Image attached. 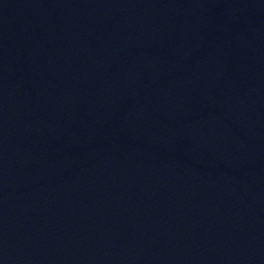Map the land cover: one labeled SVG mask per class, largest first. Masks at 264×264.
<instances>
[{"label":"water","instance_id":"obj_1","mask_svg":"<svg viewBox=\"0 0 264 264\" xmlns=\"http://www.w3.org/2000/svg\"><path fill=\"white\" fill-rule=\"evenodd\" d=\"M0 264H264V238L81 222L0 208Z\"/></svg>","mask_w":264,"mask_h":264}]
</instances>
